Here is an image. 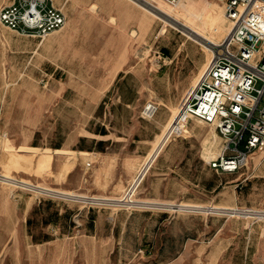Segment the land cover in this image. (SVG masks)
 Here are the masks:
<instances>
[{
  "label": "rangeland",
  "instance_id": "374dc122",
  "mask_svg": "<svg viewBox=\"0 0 264 264\" xmlns=\"http://www.w3.org/2000/svg\"><path fill=\"white\" fill-rule=\"evenodd\" d=\"M53 2L68 23L45 38L0 24V171L47 191L0 182V264H264V149L238 171L218 172L209 162L225 141L198 119L165 143L173 141L161 160L184 176L167 185L173 200L158 206L143 196L154 158L135 193L149 204L113 205L97 220L95 262L32 246L30 196L75 212L85 198L118 199L137 181L210 46L228 32L215 22L229 23L218 0ZM149 101L158 103L151 118ZM55 209L32 213L35 233Z\"/></svg>",
  "mask_w": 264,
  "mask_h": 264
},
{
  "label": "built area",
  "instance_id": "2783aa9c",
  "mask_svg": "<svg viewBox=\"0 0 264 264\" xmlns=\"http://www.w3.org/2000/svg\"><path fill=\"white\" fill-rule=\"evenodd\" d=\"M162 1L177 5L181 0ZM218 1L232 27L222 40L210 46L211 58L183 94L172 123L186 126L198 119L212 125L225 145L210 165L231 173L238 171L255 151L264 149V0ZM66 23V14L52 0H7L0 6V24L21 35L45 38ZM157 110L158 103L149 101L143 114L151 118ZM0 182L47 192L1 171ZM140 182L133 180L118 199L85 198V206L106 209L149 204L135 197Z\"/></svg>",
  "mask_w": 264,
  "mask_h": 264
},
{
  "label": "crops",
  "instance_id": "0c3cea01",
  "mask_svg": "<svg viewBox=\"0 0 264 264\" xmlns=\"http://www.w3.org/2000/svg\"><path fill=\"white\" fill-rule=\"evenodd\" d=\"M53 1L54 0H52V3L54 4ZM67 23H68V16H67ZM216 134L218 133L216 132ZM172 142L173 141L171 140L169 143L165 144L162 147V149L160 150L159 154L156 157V161L154 162V164L151 165V167L147 172L144 184L142 186L143 196L147 201L149 199L152 201L155 200L154 201L155 203H165L172 201L175 195L169 193V191L166 190L168 183L170 182V180H175L177 175L181 180L184 179L182 173H178L176 169L171 168V166H169L166 162H164L163 159L161 160V158L169 152L172 146L171 145ZM81 152H86V151H81ZM90 152L93 153V151ZM200 158L204 160L205 162L204 168H206L207 161L202 157V155H200ZM72 170L73 169H71V171H69L68 174L72 173ZM215 170L218 171L217 169ZM143 172H144V168L142 169L138 179L139 178L142 179L146 171L144 172V174ZM197 183L198 184L196 185H201L200 179ZM61 184L62 185L64 184V180L61 181ZM155 184H157L158 186L157 188L155 187ZM37 199L38 198L36 197L30 196L26 202V216L24 217L25 230H26V234L31 238H32V234L29 231L27 221L31 213V210L37 204ZM67 204L68 203L65 201H61V202L58 201L56 203L58 210V218L56 220L47 223L45 225L46 231L43 233L47 235L49 238L40 241H34L32 239V246H36L39 250L41 251L43 250L46 252L53 250L55 252H71L75 254L73 255V260H75L76 258L78 259L80 257V260H83L86 263H88L89 261L95 262L94 261L95 256H93L92 254L97 251L101 236V233L99 232L100 230L98 227L97 220L103 218L104 214H106L108 211L102 208L97 209V208L83 207V208H77L75 212H71L69 210V205ZM135 212H145V210L130 212V214ZM156 216L158 219L159 215L156 214ZM85 222L87 223L85 224ZM13 232L14 231H12L10 234H13ZM33 233L35 232L33 231ZM59 240H61V242L65 240L66 243H63L61 245L55 243L56 241ZM107 251H111V249L108 248Z\"/></svg>",
  "mask_w": 264,
  "mask_h": 264
},
{
  "label": "bare ground",
  "instance_id": "6f19581e",
  "mask_svg": "<svg viewBox=\"0 0 264 264\" xmlns=\"http://www.w3.org/2000/svg\"><path fill=\"white\" fill-rule=\"evenodd\" d=\"M149 5V4H148ZM151 5L152 4H150V7H151ZM160 5V4H159ZM146 7V6H145ZM153 8H154V6H152ZM147 8V7H146ZM157 8V7H156ZM149 9V8H148ZM165 9V8H164ZM151 10V9H150ZM158 10H160V9H158ZM189 10V9H188ZM161 11V10H160ZM163 11V10H162ZM172 10L170 9V12H171ZM155 12V11H154ZM171 15V14H170ZM156 16V15H155ZM227 17V16H226ZM227 19H229L228 17H227ZM228 22V21H227ZM215 24H216V28H217V32H219L221 29H223V30H230L231 29V27H232V22H231V20L229 19V23H228V25H226L225 27H223L222 25H221V23L220 22H218V21H216L215 22ZM195 30V29H194ZM219 40V39H218ZM207 64V63H206ZM205 64V65H206ZM205 65H204V67H205ZM204 67H203V69H204ZM202 69V70H203ZM201 70V71H202ZM200 75V74H199ZM198 75V76H199ZM174 119V118H173ZM173 119L169 122V124H168V126L166 127V130L165 131H163V134L159 137V139H158V141H157V143H156V145H155V147L153 148V150H152V152H151V154L149 155V157H148V160H147V162H146V164H145V166H144V172L149 168V166H150V164H151V162L154 160V158H156V156H157V154L160 152V150L162 149V147L165 145V143L167 142V140H168V137H169V135H170V133L174 130H176V132H177V130L178 131H183L184 129H185V125H182V124H176V123H172L173 122ZM144 172H143V174H144ZM142 174V175H143ZM141 180V178H139L136 182H139Z\"/></svg>",
  "mask_w": 264,
  "mask_h": 264
},
{
  "label": "trees",
  "instance_id": "16d2710c",
  "mask_svg": "<svg viewBox=\"0 0 264 264\" xmlns=\"http://www.w3.org/2000/svg\"><path fill=\"white\" fill-rule=\"evenodd\" d=\"M104 133V132H103ZM106 141H104L103 139H101L100 141L97 142V145H99L100 147L102 145L105 144ZM56 201H49V199L45 198V197H39L37 199V204L33 207V209L31 210V213L28 217V227H29V231L32 234V239L34 241H40V240H45L47 238H49L47 235L43 234V233H33V227L32 225L36 223V219H34V217L32 216V213H34L35 211H40L42 209H44V207H49V206H55V211L52 212L48 217H44L41 218V220H39V223H41V225H46L47 223H49L50 221L56 220L58 218V210H57V206H56ZM43 236V238H38L39 236Z\"/></svg>",
  "mask_w": 264,
  "mask_h": 264
}]
</instances>
